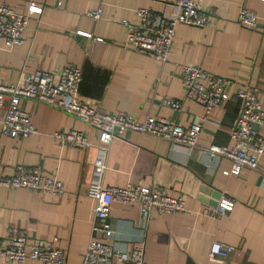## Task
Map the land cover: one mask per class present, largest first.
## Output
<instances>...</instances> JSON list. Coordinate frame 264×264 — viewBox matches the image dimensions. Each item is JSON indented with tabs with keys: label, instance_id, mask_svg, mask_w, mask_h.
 <instances>
[{
	"label": "crops",
	"instance_id": "1",
	"mask_svg": "<svg viewBox=\"0 0 264 264\" xmlns=\"http://www.w3.org/2000/svg\"><path fill=\"white\" fill-rule=\"evenodd\" d=\"M29 15L25 42L8 47L0 39V81L16 83L28 73L42 69L59 71L70 65L83 70L79 96L113 112L123 111L140 119L166 117L189 126L196 118L205 125L193 149L172 146L155 136L126 132L108 146L102 183L160 186L170 195H183L187 210L149 217L137 204L115 203L111 212L114 244L124 250L144 245L149 264H264V185L259 171L243 168L232 173L227 157L206 152L212 143L231 146L230 136L241 106L239 89L255 90L264 107V0H196L210 12L204 27L178 25L171 54L163 62L144 51L125 47L128 27L137 24V10L148 8L165 17L176 13L177 0H4ZM34 3L41 12L30 13ZM259 15V28L238 21L242 6ZM101 8L95 19L90 11ZM78 31L92 36L78 34ZM101 37L103 40H98ZM201 65L227 79L229 99L224 107L207 113L186 95L181 65ZM181 101L177 111L164 103ZM33 113L39 133L27 137L2 135L0 110V178L13 175L16 165L41 167L64 183L62 196L39 194L27 188L0 185V243L7 244L11 226L27 234L29 242L53 243L67 250V264H81L92 236L95 200L89 195L97 139L86 149L62 145L53 137L59 130L90 132L86 122L47 103L23 99ZM264 132V129L262 130ZM264 170V154L260 162ZM234 201L232 210L216 211L214 191ZM99 239H105L98 233ZM235 247L226 259H211L213 241ZM0 264H53L34 259L22 263L0 256Z\"/></svg>",
	"mask_w": 264,
	"mask_h": 264
},
{
	"label": "built area",
	"instance_id": "2",
	"mask_svg": "<svg viewBox=\"0 0 264 264\" xmlns=\"http://www.w3.org/2000/svg\"><path fill=\"white\" fill-rule=\"evenodd\" d=\"M43 7L34 3L30 13L41 12ZM176 13L161 17L148 8H140L137 14L140 22H122L128 27L125 47L144 51L163 62L167 61L176 37L178 25L204 27L209 24L210 12L200 9L196 0H177ZM102 9L90 11L95 19L101 17ZM238 21L249 29L259 28V15L252 9L242 6ZM29 15L19 12L0 0V39L8 47L20 46L25 42V31ZM78 34L91 37L90 33ZM98 40H103L101 37ZM181 75L188 98L203 105L209 113L215 107H224L230 95L226 87L227 79L204 69L201 65L183 63ZM83 70L70 65L59 71L38 69L21 77L16 83L0 81V110L2 135L27 137L39 133L34 123L33 113L22 106L23 99L47 103L73 114L89 124L91 131L72 128L59 130L53 137L64 146L86 149L98 143V156L89 185V195L95 200L92 236L81 264H149L144 245H136L124 250L112 242L114 228L111 212L115 203L137 204L143 217H149L152 209L161 213H179L187 210L183 195L173 196L160 186H147L128 183L125 186H106L102 177L107 169L108 146L115 138H123L126 132L143 133L165 139L172 146L186 145L193 149L199 137L205 132L204 122L196 118L189 126H184L166 117L147 116L140 119L123 111H107L98 105L80 98ZM241 100L239 112L231 128V146L212 143L206 152L211 156L227 157L232 163V173L239 174L243 168L259 171V181L264 185V170L260 162L264 154V107L255 90L243 87L237 92ZM164 103L182 111L181 101L167 98ZM257 125V127H255ZM0 185L10 188H27L39 194L62 196L65 193L63 181L55 174L41 167L16 165L15 173L0 178ZM234 201L222 198L216 211L232 210ZM101 233L105 239H99ZM7 244L0 243V256L18 263L34 259L44 263L67 264V250L53 243L29 242L27 234L18 226L8 229ZM235 252V247L220 241H213L209 256L211 259H226Z\"/></svg>",
	"mask_w": 264,
	"mask_h": 264
},
{
	"label": "water",
	"instance_id": "3",
	"mask_svg": "<svg viewBox=\"0 0 264 264\" xmlns=\"http://www.w3.org/2000/svg\"><path fill=\"white\" fill-rule=\"evenodd\" d=\"M255 127H257V125H255ZM221 196H222V193H221V191H214V193H213V195H212V197H213V200L214 201H212V204H218L219 203V201L218 200H220L221 199Z\"/></svg>",
	"mask_w": 264,
	"mask_h": 264
}]
</instances>
